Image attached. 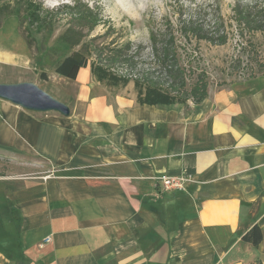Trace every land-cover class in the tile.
Instances as JSON below:
<instances>
[{
	"label": "crops",
	"instance_id": "obj_1",
	"mask_svg": "<svg viewBox=\"0 0 264 264\" xmlns=\"http://www.w3.org/2000/svg\"><path fill=\"white\" fill-rule=\"evenodd\" d=\"M86 67L69 116L0 99V151L52 164L0 178V264H264V75L151 104Z\"/></svg>",
	"mask_w": 264,
	"mask_h": 264
},
{
	"label": "rangeland",
	"instance_id": "obj_2",
	"mask_svg": "<svg viewBox=\"0 0 264 264\" xmlns=\"http://www.w3.org/2000/svg\"><path fill=\"white\" fill-rule=\"evenodd\" d=\"M49 9H56L62 3L71 0H35ZM90 6H97L105 22L100 23L91 33L103 34L108 24L113 31L106 40L112 38L119 42L130 39L148 47L149 29L152 25H161L166 18L174 20L178 12L184 8L204 3L206 13L219 12L225 21L228 39L224 44H213L207 40L177 39L178 49L182 53V62L193 64L204 69L209 83L208 87L226 86L232 81L249 78L250 75H264V32L248 33L241 30L234 19L232 7L237 3L248 4L254 12L264 0H82ZM208 15V16H209ZM67 20L65 16L55 17L51 29L41 28L28 21L26 11L13 0H0V83L31 81L39 87L63 101L72 103L77 84L74 79L58 75L54 67L60 59L72 48L60 41ZM103 41V38H100ZM99 41V42H100ZM76 46L73 49H77ZM186 50V52H184ZM193 50L194 53L190 54ZM88 60L86 69L92 83L123 87L132 84L137 101L148 92L146 86L134 81L137 69H125L121 66L112 68V72L128 79L113 82L109 78L97 79L91 72V62ZM143 59H139V62ZM42 73L46 75L44 79ZM129 73V74H128ZM70 107V106H69ZM71 109V108H70ZM41 115H59L56 112L38 113ZM71 114V113H70ZM52 170V164L39 157L21 154H9L0 151V178H18L44 176Z\"/></svg>",
	"mask_w": 264,
	"mask_h": 264
},
{
	"label": "trees",
	"instance_id": "obj_3",
	"mask_svg": "<svg viewBox=\"0 0 264 264\" xmlns=\"http://www.w3.org/2000/svg\"><path fill=\"white\" fill-rule=\"evenodd\" d=\"M13 1L26 11L28 21L40 29H51L57 16L68 18L59 38L72 50L56 63L54 70L58 75L75 79L79 69L87 66L91 55L95 57L91 62V72L99 80L107 77L113 82L120 79L126 81V75L120 76L112 72V68H138V73L133 74L134 81L145 85L148 91L139 99L141 103L170 104L188 99L196 104L201 102L208 94L209 85L204 69L191 61L183 64L177 39L207 40L213 44H224L228 39L223 16L219 12L215 15L206 13L207 5L204 3L180 10L174 20L166 18L163 24L150 26L145 52L143 44L130 39L121 42L115 38L106 40L114 29L112 24L107 25L103 34L91 36L93 30L105 20L97 6H90L82 0L62 3L56 9L46 8L35 0ZM232 10V16L242 33L244 30L248 33L264 32V3L255 12L248 4L242 6L240 3H236ZM78 45L77 49H73ZM193 53L191 50L190 54ZM139 59L143 60L139 62ZM41 75L46 78L44 73ZM255 76L252 74L249 78ZM241 238L257 246L262 240V230L254 224Z\"/></svg>",
	"mask_w": 264,
	"mask_h": 264
},
{
	"label": "water",
	"instance_id": "obj_4",
	"mask_svg": "<svg viewBox=\"0 0 264 264\" xmlns=\"http://www.w3.org/2000/svg\"><path fill=\"white\" fill-rule=\"evenodd\" d=\"M0 99L34 112H56L62 116H69L71 113L68 104L31 81L1 82Z\"/></svg>",
	"mask_w": 264,
	"mask_h": 264
},
{
	"label": "built area",
	"instance_id": "obj_5",
	"mask_svg": "<svg viewBox=\"0 0 264 264\" xmlns=\"http://www.w3.org/2000/svg\"><path fill=\"white\" fill-rule=\"evenodd\" d=\"M158 194L168 190H180L184 189V184L189 180V177L186 175H169L162 174L157 178ZM49 237H46L43 242L49 241Z\"/></svg>",
	"mask_w": 264,
	"mask_h": 264
}]
</instances>
